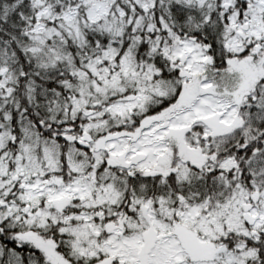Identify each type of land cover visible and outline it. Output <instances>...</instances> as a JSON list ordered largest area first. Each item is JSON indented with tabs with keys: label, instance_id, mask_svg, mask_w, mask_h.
Returning <instances> with one entry per match:
<instances>
[{
	"label": "snow or ice",
	"instance_id": "snow-or-ice-1",
	"mask_svg": "<svg viewBox=\"0 0 264 264\" xmlns=\"http://www.w3.org/2000/svg\"><path fill=\"white\" fill-rule=\"evenodd\" d=\"M0 264H264V0H0Z\"/></svg>",
	"mask_w": 264,
	"mask_h": 264
}]
</instances>
